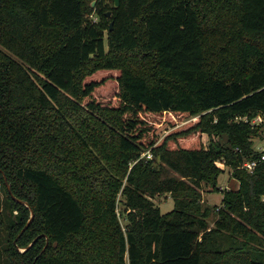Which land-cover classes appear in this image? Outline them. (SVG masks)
Here are the masks:
<instances>
[{
	"label": "trees",
	"instance_id": "trees-1",
	"mask_svg": "<svg viewBox=\"0 0 264 264\" xmlns=\"http://www.w3.org/2000/svg\"><path fill=\"white\" fill-rule=\"evenodd\" d=\"M93 1L0 0V264H264V0Z\"/></svg>",
	"mask_w": 264,
	"mask_h": 264
},
{
	"label": "rangeland",
	"instance_id": "rangeland-1",
	"mask_svg": "<svg viewBox=\"0 0 264 264\" xmlns=\"http://www.w3.org/2000/svg\"><path fill=\"white\" fill-rule=\"evenodd\" d=\"M95 4H93L94 6L96 5V0ZM109 2H111V0H109ZM93 3V2H92ZM97 97L98 98H102V99H107L110 102H115L116 98L114 97V93H112L111 91H109L108 88H99L97 91ZM193 118H189V120H191ZM261 118L257 117L255 118V122H260ZM186 121H183L182 123H184ZM157 126L159 127V131H158V136L159 138H163L165 136V134L171 130L173 127L169 124H157ZM204 143L208 144L209 142V138L208 135H204L203 137ZM254 147L261 151L264 149V132L262 133L261 136H256L254 137ZM146 155L148 157L151 156L150 152H144L143 156ZM222 163L225 169L224 172H222L219 176V186L222 189V191L220 192H216L214 190L211 189V187L209 185H204V190H203V198L205 200V202L213 207L215 206H220L221 202H222V198H223V190L228 189V188H237L239 186V182L236 178H234L231 175V168L227 165H225L224 162L219 161V163ZM154 201L157 205L160 206L162 211H169L173 208L174 206V200L171 196L170 193H166V194H162V195H158L154 198ZM119 213H120V217H121V221L123 224L126 223V219L124 214L122 213V206L120 205V208L118 209ZM215 213H212V215L209 218L210 221V225H214V219L215 217Z\"/></svg>",
	"mask_w": 264,
	"mask_h": 264
},
{
	"label": "water",
	"instance_id": "water-1",
	"mask_svg": "<svg viewBox=\"0 0 264 264\" xmlns=\"http://www.w3.org/2000/svg\"><path fill=\"white\" fill-rule=\"evenodd\" d=\"M93 4H95V1H93ZM116 4H119V0H116ZM110 14H111V12L108 11V12H107V15H110ZM112 27H113V22L111 23V28H112ZM5 179H6V182H7L8 187L10 188V184H9V182H8L6 176H5ZM13 198H15V199L18 200L19 202L24 203V204L27 205V202L23 201L22 199H18V198H16L14 195H13ZM33 219H34V211L32 210L31 217H30L29 221L27 222L25 228H27V227L30 225V223L32 222ZM25 228H24V229H25ZM23 231H24V230H23ZM23 231H22V232H23ZM34 241H36V239H35ZM34 241L31 242L30 245H29L28 247H26V248H24V249H21V250L24 251V250L28 249L29 247H31V246L33 245ZM48 242H49V239L47 238V244H48Z\"/></svg>",
	"mask_w": 264,
	"mask_h": 264
},
{
	"label": "built area",
	"instance_id": "built-area-1",
	"mask_svg": "<svg viewBox=\"0 0 264 264\" xmlns=\"http://www.w3.org/2000/svg\"><path fill=\"white\" fill-rule=\"evenodd\" d=\"M260 160H261V162H264V149L261 150ZM257 164H258V160L257 159H252V160L247 161L243 165V167L247 168L249 171H252L257 166ZM218 165L221 166L223 164L221 162L220 163L218 162ZM221 167H223V166H221ZM263 200H264V195H263Z\"/></svg>",
	"mask_w": 264,
	"mask_h": 264
}]
</instances>
